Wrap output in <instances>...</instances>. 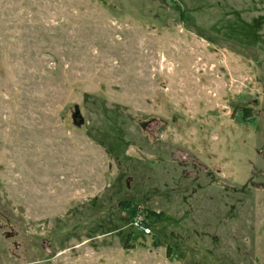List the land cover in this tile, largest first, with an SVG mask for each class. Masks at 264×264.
Returning <instances> with one entry per match:
<instances>
[{
	"label": "rangeland",
	"instance_id": "1",
	"mask_svg": "<svg viewBox=\"0 0 264 264\" xmlns=\"http://www.w3.org/2000/svg\"><path fill=\"white\" fill-rule=\"evenodd\" d=\"M0 264H264V0H0Z\"/></svg>",
	"mask_w": 264,
	"mask_h": 264
},
{
	"label": "trees",
	"instance_id": "2",
	"mask_svg": "<svg viewBox=\"0 0 264 264\" xmlns=\"http://www.w3.org/2000/svg\"><path fill=\"white\" fill-rule=\"evenodd\" d=\"M239 108V109H238ZM237 110L243 112V110L246 108L245 106L238 107ZM246 110V109H245ZM132 239V238H131ZM127 247V246H126ZM133 247V246H132Z\"/></svg>",
	"mask_w": 264,
	"mask_h": 264
}]
</instances>
